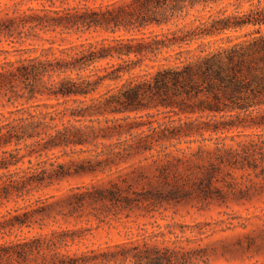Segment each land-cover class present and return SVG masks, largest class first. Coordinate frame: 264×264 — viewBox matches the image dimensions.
Here are the masks:
<instances>
[{
    "label": "trees",
    "instance_id": "1",
    "mask_svg": "<svg viewBox=\"0 0 264 264\" xmlns=\"http://www.w3.org/2000/svg\"><path fill=\"white\" fill-rule=\"evenodd\" d=\"M73 1L75 6L28 8L0 20V35L10 39L21 38L25 31L35 38L57 31L78 39L91 36L0 65V97L12 94L26 102L56 101V107L43 104L51 111L16 109L17 116L0 125V264H196L198 251L121 243L77 256L61 252L68 243L64 231L24 235L25 230L30 234L36 227L42 229L39 217L49 207L34 208L48 200L31 201L34 193L73 175L67 164L55 161L47 168V162L33 165L32 157L121 137L115 116L150 108L238 119L237 123H214L215 129L220 125L264 128V35L258 30L249 42L215 50L203 42L228 30L263 26L264 10L225 17L210 26L176 25L174 30L148 34L154 27L171 25L197 5L222 0H115L99 7L88 6L89 0ZM92 35H101V40ZM169 50H176L172 65L171 55L163 57ZM241 115L251 119L239 121ZM161 133L172 139L179 130L165 127ZM256 138L240 150L217 148L215 162L209 164L201 181L204 186L199 188L210 191L215 175L230 168L251 171L264 193V136ZM23 149L26 155L20 154ZM85 195L73 196L79 200ZM93 196L96 201L107 199L101 190Z\"/></svg>",
    "mask_w": 264,
    "mask_h": 264
},
{
    "label": "rangeland",
    "instance_id": "2",
    "mask_svg": "<svg viewBox=\"0 0 264 264\" xmlns=\"http://www.w3.org/2000/svg\"><path fill=\"white\" fill-rule=\"evenodd\" d=\"M114 1L89 0L87 5L106 6ZM51 2L0 0V20L28 8H66L77 4L73 0ZM256 10H264V0H222L197 5L171 25L154 27L147 33L160 34L176 29V25L178 28H191L201 23L210 26L215 20L242 17ZM258 30L264 35V25L246 26L205 38L203 42L210 50L219 46L229 47L251 41L258 35ZM24 33L21 38L13 39L0 35V65L6 60L39 56L43 49L51 46L54 49L67 47L91 37L85 35L78 39L77 35L57 31L41 33L39 38H35L33 33ZM92 36L101 40V35ZM196 47L193 44L191 49ZM175 52L169 50L163 56L171 55L168 61L171 65ZM159 60L166 63L162 57ZM145 63L154 65L150 61ZM142 69L145 70V66ZM44 103L56 107L55 100L26 102L25 98L12 94L1 96L0 125L17 116L16 109L51 111ZM239 117V121L251 119L244 115ZM119 118L123 120H116ZM114 121L115 126H120L121 137L101 140L103 144L97 146L57 150L38 158L33 155V165L47 162L48 168L50 162L56 161L67 164L73 175L34 193L31 201L48 199L44 204H34V208L49 207L39 217L43 219L42 229L36 227L30 234L25 230L24 235L64 231L68 243L61 252L77 256L121 243H146L150 247L198 251L195 254L200 257L194 261L196 264H264V193H261L262 188L257 185L259 182L251 171L223 168L215 175L210 191L199 188L209 164L215 162L217 148L224 146L240 150L242 145L256 140V135L264 136V128L220 125L215 129L214 123H237L238 119L206 114L177 115L162 108L118 115ZM165 127L177 128L179 135L172 139L163 137L161 131ZM97 153L102 155L94 158ZM20 154L26 155L27 150L23 149ZM27 159L24 168L28 167ZM96 190L104 191L107 199L96 201L93 198ZM81 193L86 195L79 200L73 196Z\"/></svg>",
    "mask_w": 264,
    "mask_h": 264
}]
</instances>
